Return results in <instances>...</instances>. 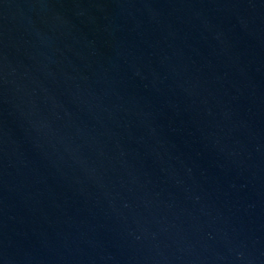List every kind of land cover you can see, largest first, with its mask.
Masks as SVG:
<instances>
[{
	"label": "water",
	"instance_id": "95a60500",
	"mask_svg": "<svg viewBox=\"0 0 264 264\" xmlns=\"http://www.w3.org/2000/svg\"><path fill=\"white\" fill-rule=\"evenodd\" d=\"M0 264H264V0H0Z\"/></svg>",
	"mask_w": 264,
	"mask_h": 264
}]
</instances>
